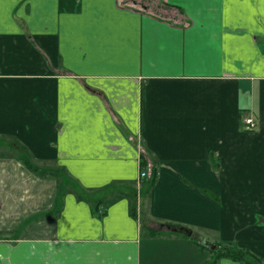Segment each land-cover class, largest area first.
Listing matches in <instances>:
<instances>
[{
	"label": "crops",
	"instance_id": "0c3cea01",
	"mask_svg": "<svg viewBox=\"0 0 264 264\" xmlns=\"http://www.w3.org/2000/svg\"><path fill=\"white\" fill-rule=\"evenodd\" d=\"M225 246L264 264V0H0V264Z\"/></svg>",
	"mask_w": 264,
	"mask_h": 264
},
{
	"label": "trees",
	"instance_id": "16d2710c",
	"mask_svg": "<svg viewBox=\"0 0 264 264\" xmlns=\"http://www.w3.org/2000/svg\"><path fill=\"white\" fill-rule=\"evenodd\" d=\"M134 5H138L140 8L145 9L146 6H148L151 2L148 1L146 4L138 3L136 0H130ZM141 168H146V163L144 161L141 162ZM222 249H217L216 251L219 252L220 256L230 258L234 261H238L242 264V261L244 257V254H246L245 257V264H263L260 259H258L255 255H253L250 251H242L240 249H236L231 246H225L221 247ZM235 253H241L235 254Z\"/></svg>",
	"mask_w": 264,
	"mask_h": 264
},
{
	"label": "water",
	"instance_id": "95a60500",
	"mask_svg": "<svg viewBox=\"0 0 264 264\" xmlns=\"http://www.w3.org/2000/svg\"><path fill=\"white\" fill-rule=\"evenodd\" d=\"M169 230H172L174 232L177 233H182L184 235L190 236L192 234V231L190 229L187 228H177V227H167ZM204 246H206L207 248L211 249V250H215V245L212 244L209 241H204Z\"/></svg>",
	"mask_w": 264,
	"mask_h": 264
},
{
	"label": "rangeland",
	"instance_id": "374dc122",
	"mask_svg": "<svg viewBox=\"0 0 264 264\" xmlns=\"http://www.w3.org/2000/svg\"><path fill=\"white\" fill-rule=\"evenodd\" d=\"M138 3H142V4H146L148 1H150V2H153L154 0H136ZM129 3H132L130 0H129ZM59 177H60V175H59ZM258 187H260V186H258ZM258 187H254V188H252V189H250V191L252 190V191H254V192H257V188ZM260 190H263V188H260ZM248 191V190H247ZM248 200H250V198H246L245 199V201H248ZM244 201V202H245ZM261 225H263V223H260ZM218 249H222L221 247H217ZM235 254H239V255H241V253H235ZM242 257H244V259H243V261H242V264H245V257H246V254H244V256L242 255Z\"/></svg>",
	"mask_w": 264,
	"mask_h": 264
},
{
	"label": "built area",
	"instance_id": "2783aa9c",
	"mask_svg": "<svg viewBox=\"0 0 264 264\" xmlns=\"http://www.w3.org/2000/svg\"><path fill=\"white\" fill-rule=\"evenodd\" d=\"M244 123H245L246 129L248 130H251L256 125L252 117H245ZM145 176H146L145 172L140 173L141 178H144Z\"/></svg>",
	"mask_w": 264,
	"mask_h": 264
}]
</instances>
